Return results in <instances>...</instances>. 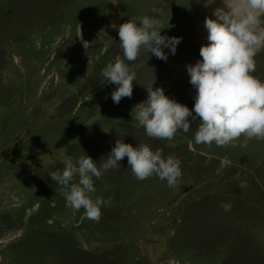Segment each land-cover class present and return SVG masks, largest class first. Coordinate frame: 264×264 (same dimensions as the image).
Returning <instances> with one entry per match:
<instances>
[{
    "label": "rangeland",
    "instance_id": "obj_1",
    "mask_svg": "<svg viewBox=\"0 0 264 264\" xmlns=\"http://www.w3.org/2000/svg\"><path fill=\"white\" fill-rule=\"evenodd\" d=\"M117 3L0 0V264H264V141L196 144L197 119L171 147L134 128L130 115L150 85L194 109L187 66L209 43L206 18L226 6ZM144 16L182 41L174 55L164 49L167 61L142 50L133 95L116 104L118 86L101 71L123 59L119 25ZM255 59L252 75L264 81V50ZM120 138L179 158L182 176L172 188L155 176L139 181L125 157L94 178L91 198L104 201L95 222L73 210L49 173L86 155L99 166Z\"/></svg>",
    "mask_w": 264,
    "mask_h": 264
},
{
    "label": "clouds",
    "instance_id": "obj_2",
    "mask_svg": "<svg viewBox=\"0 0 264 264\" xmlns=\"http://www.w3.org/2000/svg\"><path fill=\"white\" fill-rule=\"evenodd\" d=\"M198 2L209 7L215 0ZM112 3L119 4L117 0ZM222 3L226 7L213 13L217 19L205 20L209 43L200 48L202 59L187 66L189 82L196 89L194 109L169 98L163 88L153 89L152 85L146 87L147 99L133 106L130 112L133 127L143 128L149 138L167 140L174 147L177 133H188L192 123L199 119L194 134L196 144L235 147L243 137L239 146L246 147L250 140L264 141V81L252 75L256 71L255 58L264 50V0H222ZM162 29L160 19L148 16L119 25L123 59L117 56L114 63H108L101 71L106 83L118 86L111 93L114 103L132 97L136 68L143 66L134 62L142 50L164 61L168 59L164 49L176 53L182 38L161 35ZM84 47L87 49L85 44ZM125 157L139 181L155 176L172 188L182 176L179 158L164 157L161 150L153 151L147 144L133 147L121 138L99 166L87 155L76 163L68 158L62 171L49 175L67 190L66 202L74 211L83 209L86 218L99 222L104 201L91 198L90 194L96 191L94 178L101 179L104 172L117 168ZM221 208L231 211L232 205L222 203Z\"/></svg>",
    "mask_w": 264,
    "mask_h": 264
},
{
    "label": "bare ground",
    "instance_id": "obj_3",
    "mask_svg": "<svg viewBox=\"0 0 264 264\" xmlns=\"http://www.w3.org/2000/svg\"><path fill=\"white\" fill-rule=\"evenodd\" d=\"M219 2V0H217Z\"/></svg>",
    "mask_w": 264,
    "mask_h": 264
}]
</instances>
